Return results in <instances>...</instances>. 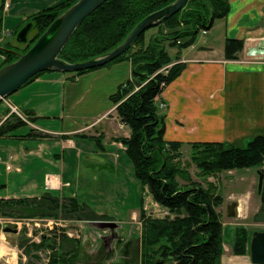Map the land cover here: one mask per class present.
<instances>
[{
	"label": "trees",
	"instance_id": "trees-1",
	"mask_svg": "<svg viewBox=\"0 0 264 264\" xmlns=\"http://www.w3.org/2000/svg\"><path fill=\"white\" fill-rule=\"evenodd\" d=\"M77 1L59 0L33 13L15 34L17 36L24 25L32 22L26 43L15 40L17 45H14L0 41V45L26 52L55 19ZM174 1L107 0L79 25L60 56L69 62H79L104 55L121 44L143 18ZM5 2L0 3V35L4 29ZM229 12V0H188L179 12L147 29L126 52L105 65L124 60L131 62L132 79L120 84L110 96L120 121L130 128L129 136L118 137L117 141L125 146L136 177L148 186L154 201L170 213L162 218L150 217L143 201L141 253L138 256L137 252H131L140 264H222L225 226L218 208L224 203V197L209 178L224 171L264 166V135L254 137L243 147L219 141L187 142L192 149L190 162L197 167V176L204 185L193 179L188 163L176 160L181 157L180 148L185 142L165 138L166 114L160 110L157 98L185 69L183 51L196 43L202 30L211 29L215 20L225 18ZM150 29L152 33L147 37ZM19 44L23 50L18 48ZM243 47L242 39L228 38L225 58L237 59ZM0 55L4 56L0 68L18 58L2 48ZM100 67L71 73L81 75ZM28 115L30 121L38 119L34 113ZM11 116L0 125V138L34 137L33 128L25 133L20 131L27 123L22 117ZM178 176L188 181V185L182 186ZM0 215L79 221L110 219L89 209L77 197L62 196L54 190L35 197L0 198ZM251 236L244 226L236 227L231 244L235 254H247ZM28 241L29 238H23L18 246L33 257L34 252L47 251V264H77L83 259L82 240L67 233L50 231L42 235L40 241ZM91 259L88 256L86 264H111L90 262Z\"/></svg>",
	"mask_w": 264,
	"mask_h": 264
},
{
	"label": "crops",
	"instance_id": "crops-1",
	"mask_svg": "<svg viewBox=\"0 0 264 264\" xmlns=\"http://www.w3.org/2000/svg\"><path fill=\"white\" fill-rule=\"evenodd\" d=\"M229 3L231 9L227 18L216 20L205 34L209 35L205 40L196 41L183 51L185 69L162 93L169 106L165 111V137L168 140L228 141L243 147L254 137L264 135V0H229ZM9 4L10 7L4 9V24L6 14L15 9ZM21 13L16 11V17L22 18ZM228 38L244 41L238 60H226L225 52L219 49L218 43ZM13 44L17 45V42ZM131 75L132 65L127 60L81 75L46 71L9 96L7 100L27 119L29 113H34L38 119L29 120L20 128L22 133L35 129L34 137L0 138V185H5L0 191H6L0 193V198L35 197L50 190L67 196L66 188L73 191L74 185L64 173V169L67 170L65 159L76 152L82 156L92 149L83 144L76 151L66 153L67 143L72 141V136L95 131L92 130L95 124L102 125L103 134L110 133V125L114 132L119 131L116 123L110 120L117 116L110 96ZM9 110L10 107L2 102L0 125L9 118L6 112ZM39 122L61 126L52 130ZM119 126L126 132L123 135L128 136V126L122 122ZM113 137L111 132L110 138ZM111 143L117 152L125 150L121 142ZM69 145H73V141ZM258 181L259 169H256L255 175L248 179L250 189L238 193V201L230 203L236 202L231 209L235 215L231 217L254 216L260 204L253 191L257 184L258 192ZM259 197L261 201L260 193ZM131 212V217L139 215V206ZM238 224L249 232L246 223ZM249 252L238 255V264H254ZM223 255L222 264H230L233 259L230 254Z\"/></svg>",
	"mask_w": 264,
	"mask_h": 264
},
{
	"label": "rangeland",
	"instance_id": "rangeland-1",
	"mask_svg": "<svg viewBox=\"0 0 264 264\" xmlns=\"http://www.w3.org/2000/svg\"><path fill=\"white\" fill-rule=\"evenodd\" d=\"M6 1L13 5V9L15 8V12L22 11V18H17L14 11L12 13H8V15L6 14L7 18H5L4 24V26L6 27H4L3 32L0 35V41L2 44L15 42L16 30L21 24L23 25V22L25 21L23 20L24 17H29L33 13L46 8L58 2L59 0ZM7 2H5V8ZM227 16L225 18H227ZM209 30H202V32L198 35V43L202 42L209 36L205 35ZM151 33L152 29L146 32V36L149 37ZM210 39L211 41H213L212 37ZM225 42L226 41L224 40L222 43H218L221 45L219 49H221L222 51H225ZM0 47L4 46L0 45ZM18 48L20 50L24 49L20 44L18 45ZM1 58H4V56L0 55V64ZM226 60L235 59L226 58ZM236 60H238V58ZM129 79H132V75ZM129 79L125 80V82L123 83H128ZM157 101L159 102L160 110L165 113V111L168 110L169 106L168 102L162 96V94L157 98ZM115 112L117 115L116 106ZM11 115H18L20 117H23V119H26V122H29V119H27L21 112L20 114L16 112H10L8 116L9 118L3 120L2 123L13 117ZM110 120L116 123L117 128H119L118 132H114L113 127L110 125L109 131L110 133H113V136H115L113 137V139L110 138V133H108V135L107 133L103 134L101 130L102 125L100 124H95V127L92 129L95 130L93 132L89 131V133H83L79 136H72L73 145H69L72 144V141H70V143H67L68 149L66 153H72L70 152L72 150L76 151L77 148H79L83 144H86L87 147H90L92 150L89 151V153L86 152V154H83L82 156H80V154L76 152L72 155V157H67L65 159L67 170L64 169L66 178L70 180L71 185H74L73 191H69L68 188L65 189L66 195L71 196L72 194H75L72 196L77 197L79 202L86 205V207H88L89 209L94 210L99 215L101 214L99 211L102 210L101 212H104L105 215L110 217V219L79 221L61 218V225L54 226L53 229H50L49 227H51V224H48L47 220H43L48 218H28L17 217L14 215H0V264H47L49 258V253L47 251L41 250L34 252L35 256L33 257L26 254L24 249L18 246V243L20 244L23 238H29L30 241L28 242L40 241L42 235H45L50 231H55L57 234L67 233V235L69 236L80 238L82 240L83 259L80 261V263L77 264H86L85 259H88V256H91L92 258L90 262L106 261L105 263L111 264H140L135 261L134 256H132L131 252H137L138 256H140L143 223L140 219V212L136 217H131L132 209L138 206L140 209L144 201V209L146 202L145 211L147 212V215H150V217L162 218L166 215H169L170 213L166 207H163L159 203L154 201L148 186L143 185L136 177L133 162L127 155L126 150L119 153L116 151V148L113 147L111 142L117 141L118 137L127 135H123L126 134V132L120 129L121 126L119 125L121 121L118 115ZM39 124L47 128H51L52 130L60 128L61 126V124L49 126L47 125L56 124L53 122L45 124L39 122ZM96 129H100L101 131H97ZM128 129L130 130L129 127H127L126 130L128 131ZM221 142L238 146V143L234 144L228 141ZM247 145L248 144L246 143L245 146ZM60 152L62 153L61 148ZM180 152L181 157L176 158V160H180L183 163H188L190 174L193 176V179L200 182L201 180L197 176L198 169L195 164L190 162V155L192 152L191 146L187 142H185V144L181 146ZM63 164L64 161L62 162V167ZM11 168L8 169L11 170ZM256 169H264V166L262 168H245L239 170L224 171L221 173H217L214 176H210L209 178L210 181L216 184L218 191L224 197V203L218 208V210L221 211L222 221L226 223V247L225 253L223 254H230V257L233 258L230 260V264H238V254H235L233 247L230 246L232 241H234L236 235V227L239 225L238 223H246L249 229V234H253V232L255 231L254 229L257 230L258 228H260L264 230V228H262L264 227V222L255 223L252 215H249L247 218L238 217V215L235 217H231L229 216L227 208V206L231 202L238 201V193H244L247 189H250V183H248V179L250 176L255 175ZM177 180L182 186L188 185V181L180 176L177 177ZM201 182L202 184H204V181ZM256 185L257 184L253 186L254 196L255 199L261 204ZM5 192L6 191L3 190L0 191L1 194H4ZM52 219H54V217H50V220ZM106 222H110L111 224ZM112 222L114 223V225ZM7 226L16 228L17 232H5L3 228ZM252 230L254 231L250 233ZM105 239L108 241L105 242ZM138 256L136 258H138ZM106 257L108 260L104 259ZM221 261L223 262V260ZM171 263L175 264V262ZM223 264L227 263L225 262Z\"/></svg>",
	"mask_w": 264,
	"mask_h": 264
},
{
	"label": "water",
	"instance_id": "water-1",
	"mask_svg": "<svg viewBox=\"0 0 264 264\" xmlns=\"http://www.w3.org/2000/svg\"><path fill=\"white\" fill-rule=\"evenodd\" d=\"M107 0H78L60 14L26 51L0 47L18 58L0 68V103L24 86L31 78L43 71L78 72L95 67L105 66L126 52L129 47L147 29L162 23L168 17L179 12L188 0H175L169 5L143 18L117 47L104 55L86 61L69 62L60 54L79 25ZM33 23L28 22L18 32L16 40L26 43ZM258 192L261 204L253 216L256 223L264 222V169L259 170ZM233 204L236 205V202ZM228 206L229 216L234 205ZM110 223V222H106ZM113 223V222H112ZM111 224V223H110ZM114 225V223H113ZM5 232H17L16 228L4 227ZM250 256L254 264H264V230H255L250 240Z\"/></svg>",
	"mask_w": 264,
	"mask_h": 264
},
{
	"label": "built area",
	"instance_id": "built-area-1",
	"mask_svg": "<svg viewBox=\"0 0 264 264\" xmlns=\"http://www.w3.org/2000/svg\"><path fill=\"white\" fill-rule=\"evenodd\" d=\"M9 6H10V4L7 2L6 3V8H8ZM4 102L10 107V110H9L8 114H10V112L11 113L12 112H16V113L20 114L19 109L15 105H13L7 99H5ZM8 168H11V167L8 166ZM43 220H45V221L47 220L48 224H51V227H49L50 229H53L54 226H60L61 225V223H60L61 218H58V219L54 218L52 220H50V218H48V219H43Z\"/></svg>",
	"mask_w": 264,
	"mask_h": 264
},
{
	"label": "flooded vegetation",
	"instance_id": "flooded-vegetation-1",
	"mask_svg": "<svg viewBox=\"0 0 264 264\" xmlns=\"http://www.w3.org/2000/svg\"><path fill=\"white\" fill-rule=\"evenodd\" d=\"M261 196V195H260ZM108 240L105 239V242H107Z\"/></svg>",
	"mask_w": 264,
	"mask_h": 264
}]
</instances>
